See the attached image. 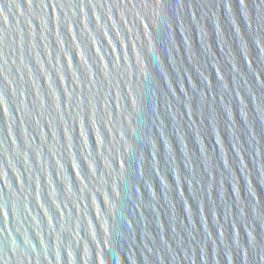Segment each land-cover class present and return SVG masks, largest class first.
<instances>
[{"label":"water","instance_id":"obj_1","mask_svg":"<svg viewBox=\"0 0 264 264\" xmlns=\"http://www.w3.org/2000/svg\"><path fill=\"white\" fill-rule=\"evenodd\" d=\"M0 264H264V0H0Z\"/></svg>","mask_w":264,"mask_h":264}]
</instances>
